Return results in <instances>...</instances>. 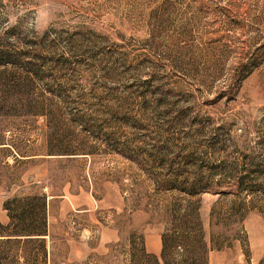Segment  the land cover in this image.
I'll list each match as a JSON object with an SVG mask.
<instances>
[{"label":"rangeland","instance_id":"374dc122","mask_svg":"<svg viewBox=\"0 0 264 264\" xmlns=\"http://www.w3.org/2000/svg\"><path fill=\"white\" fill-rule=\"evenodd\" d=\"M2 48L43 65L28 89L43 104L0 108V208L46 196L48 233L45 258L1 246L0 264H154L145 233L181 225L207 264L219 245L227 264H264V0H0ZM160 148L222 185L160 190L159 165L130 153Z\"/></svg>","mask_w":264,"mask_h":264},{"label":"trees","instance_id":"16d2710c","mask_svg":"<svg viewBox=\"0 0 264 264\" xmlns=\"http://www.w3.org/2000/svg\"><path fill=\"white\" fill-rule=\"evenodd\" d=\"M41 69H43L41 63L25 58L17 50L0 49V108L7 104L16 106V103L24 107L43 104V100H34L28 96V89L33 83L32 76ZM156 152L146 154V151L138 152L133 149L130 153L139 163H142L140 162L142 160L143 163L159 165V169L162 171L153 170V174H150L160 190L177 191L193 197L208 190L213 185L217 187L222 185L221 181L213 179V172L207 174L201 169L189 170L191 166L188 165H193L197 161L194 160L193 154L181 155L178 153L173 156L170 151L167 150L166 152L163 148ZM63 154L77 153L71 151ZM167 165L170 167H166ZM258 173V175L262 174V172ZM237 181L236 186L238 185V187L244 184L243 178ZM4 209L8 212L9 222L7 224L0 222V247L16 246L20 251H24L25 246H36L45 258V237L48 233L47 197L17 196L7 201L4 204ZM181 210H184L182 214H180ZM167 211H170L175 219H180L181 216L192 217L195 209L191 205L185 206L181 203H174L167 208ZM194 232L195 226L181 225V227L176 228L173 236L162 234L163 249L160 257L147 253L144 240H142L139 246L141 254L144 258L153 261L154 264H207L208 258L206 255L204 256L207 245L202 238L198 239ZM190 238H193L196 246L189 245L187 239ZM177 247L182 249V258L176 262L169 260L170 248L177 249ZM215 249L222 250L223 246L211 248V250ZM202 251L203 255L200 254ZM5 259L6 257H1L0 261ZM27 259L29 261V258ZM37 259L38 257L35 260Z\"/></svg>","mask_w":264,"mask_h":264},{"label":"crops","instance_id":"0c3cea01","mask_svg":"<svg viewBox=\"0 0 264 264\" xmlns=\"http://www.w3.org/2000/svg\"><path fill=\"white\" fill-rule=\"evenodd\" d=\"M36 156L32 155V156H24L22 157L23 160H32L35 159ZM63 197H68V192L65 191V193L63 194ZM48 198H49V209H48V220H49V225H51V221H52V216H51V207H50V203L52 201V199H54L53 195H50L48 193ZM111 207H117L119 210H124V202L120 199H117L114 203H110L109 204ZM90 210V209H89ZM9 221V216H8V212L7 210H5L1 204V208H0V222L1 223H7ZM108 228H111L110 226ZM105 231V230H104ZM110 233L112 235L117 236V230L113 231L111 229H109ZM116 238V237H113ZM144 245H145V249L147 251V253L151 254V255H155L157 257L161 256L162 253V249H163V243H162V236L161 233L157 230H152L149 231L147 233H145L144 236ZM231 257V251H224V250H217V251H212L210 253V258H209V264H227L229 262L223 261L226 260L228 258Z\"/></svg>","mask_w":264,"mask_h":264}]
</instances>
